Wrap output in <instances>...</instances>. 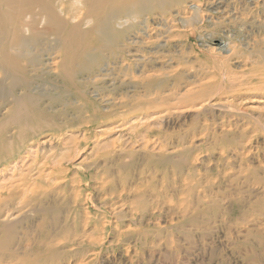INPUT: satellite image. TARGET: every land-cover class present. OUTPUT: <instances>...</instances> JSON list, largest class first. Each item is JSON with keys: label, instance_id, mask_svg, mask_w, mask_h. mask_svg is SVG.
I'll use <instances>...</instances> for the list:
<instances>
[{"label": "rangeland", "instance_id": "obj_1", "mask_svg": "<svg viewBox=\"0 0 264 264\" xmlns=\"http://www.w3.org/2000/svg\"><path fill=\"white\" fill-rule=\"evenodd\" d=\"M184 2L172 1L171 4L187 11L190 10L188 5L196 6V1L192 4ZM202 6L199 7L202 10L209 7ZM207 12L208 16H214L213 20H202L200 29L192 31V35L183 40L181 48L187 52L182 55L184 61L192 56L206 59L209 55L225 60L230 51L225 45L204 47L200 38L204 32L226 29L231 34L228 33V45L234 47L240 60L249 66L263 62L262 53L256 51L257 46L264 44L261 41L263 24L247 28L239 18L242 14L232 24L219 25L215 20L218 15ZM173 19V24L179 26L177 18ZM164 49L172 51V42ZM130 63L121 71L129 75L134 73L136 78L128 77V84L115 88L102 87L103 80L97 77L85 81L77 78V87L83 93L101 86L108 100L104 104L89 99V105L101 114L104 112L105 117L92 128L77 124L85 119L76 115L78 106L68 103L71 97L59 89L51 95L55 98L52 106L58 108L55 117L62 119L56 122L54 137L50 132L39 134L33 142L26 143L25 149L20 142L30 137L16 138L7 134L10 150L19 146L21 157H17V162L12 157L7 168L3 166L0 188H9L18 180L23 184L11 194L0 195V264H90L92 261L91 264H264V86L235 88L227 85L223 88V79L217 73L211 74L207 78L213 80L216 87L205 100V106L199 108L203 100L200 99L188 112L170 113L168 117L164 115L167 109L173 112L168 101L189 86L191 77L182 69L164 81L163 77L157 81L152 76L151 85L147 82L132 102L130 96L133 97L136 91L133 87L141 80L137 75L138 67ZM242 63L227 60L232 72H240ZM166 89L172 94L160 100L161 92ZM151 100H154L153 105L146 106L145 103ZM138 104L146 107L139 109ZM224 118V124L220 123ZM66 121L75 125L67 127ZM57 132L61 133L60 138L56 136ZM201 132L204 133L202 137ZM255 133L262 135L249 137ZM153 138L165 142H155ZM146 139H149L147 143ZM219 149L225 151L223 156ZM108 150L117 153L113 157L116 160L112 158L105 162L112 167L103 171L99 167L104 163L103 159L96 158ZM44 155L48 158L46 166L40 165ZM119 158L123 160L119 162ZM57 161L66 173L55 172L48 176L53 167H58ZM11 163L15 164L16 170L12 169ZM139 164H143V168ZM78 165L93 169L87 184L74 185L68 179L56 183V179L71 174ZM240 168L248 169L247 175L232 179ZM95 174L103 179L94 182ZM102 181L105 183L103 189ZM135 193L141 197L137 202L139 215L132 216L123 209L119 212L118 204L133 200ZM113 210L117 215L112 214ZM87 213L92 218H87ZM107 213L110 214L109 223H113L110 232L101 237V222ZM91 238H97L98 243L95 240L90 244Z\"/></svg>", "mask_w": 264, "mask_h": 264}, {"label": "bare ground", "instance_id": "obj_2", "mask_svg": "<svg viewBox=\"0 0 264 264\" xmlns=\"http://www.w3.org/2000/svg\"><path fill=\"white\" fill-rule=\"evenodd\" d=\"M172 1H178L179 3L182 0H0V171L8 165V161L12 157V160L15 162H17V157L18 159L21 157L18 153L21 149L19 146L14 150H10L11 142L8 140L7 137H9V135L7 134L16 138L30 137L20 142L22 143L20 146L24 148L26 147V143L33 142L35 136L38 135L39 137V134L50 132L52 133V137H54L58 126L56 122H58L59 117H55V111L58 110V108L52 106L55 98L51 95L56 90L62 89L66 96L71 97L68 103L73 102L78 106V108L75 109L77 112L76 115L79 114L85 119L84 122L80 123L79 121L77 123L81 125L82 128H84V126L92 128L94 123L102 121L105 118L103 116L104 112L101 114L100 110L89 105V99L94 98L107 104L108 100L102 92V87L115 88L121 84H128L129 80L126 79L128 77L136 78L134 77V73L129 75L121 71L124 66H129V64H131L130 62L135 63L138 67L137 75L141 80L138 86L133 87L136 91L133 97L130 96L132 102H134V99L136 100L135 96L145 89L147 82L151 85L154 81L152 76H155L157 81L159 78L163 77L162 79L164 81V78L168 79L174 72L182 69V72H185L191 77L189 86H184L185 89L183 91L177 93L176 97L173 96L174 98L168 101V105L172 106L171 108L173 111L169 112L170 110L167 109L164 115L168 117L171 116L172 113L188 112L191 107H194L195 102L200 99H203L199 106V108L202 109L205 106V100L212 95V89L216 87L213 80L207 78L211 74L217 73V75L223 79V88L227 85H232L235 88H242V86L251 88L264 86V44L262 43V47L257 46L256 51L262 53L261 57H263V62L258 61L260 63L257 62L258 64L256 66H249L247 63L240 60V55L234 50V47L228 45L229 42L227 40L230 36L228 35L229 30L226 29L220 32H204L200 38V42L203 46H215L219 43L225 45V48L230 50L225 60L209 55L206 59L192 56L191 58L189 57L187 61H184L182 55L187 52L184 51V48H181L184 41L192 35V31L200 29L202 20H213L214 16H208L206 14L208 13L207 11L211 14L213 13V15H218L215 17V20H218L219 25H225V23L232 24L234 19L244 14L239 18L244 21L243 25L247 28H255L260 24L264 26V0H183L185 2L190 1L191 4L196 1V6H187V8H190L189 11L184 7L171 4ZM166 5L169 7H166ZM201 5L209 7L202 10L199 8ZM254 13L257 15H251ZM174 17L177 18V23L180 24L179 26L173 24ZM242 28L240 27V29ZM203 29L205 28L203 27ZM261 41H264V36ZM171 42L172 51L164 49V47L168 46ZM257 43L256 40V44ZM249 53L248 55H251ZM197 54L199 53L197 52ZM227 60L234 64L244 62L241 64L242 68L240 72H232L227 64ZM259 65H261L260 68L255 69V67ZM182 67H184V69ZM164 68L165 70H163ZM95 77L103 80L104 85L102 87L95 86L89 88L90 90L86 94L77 87V78L85 81ZM40 78L41 80L43 79V82H41ZM204 78L206 79L203 80ZM71 91H73L74 94ZM169 94H172L170 93V89L161 92L162 98L160 100H163V97ZM148 100H150V98ZM157 100H159V98ZM153 101L154 100H151L145 103L146 106L153 105ZM132 102L129 104L131 105ZM119 104L121 105L122 102H119ZM145 104H138L137 107L143 109L146 107ZM103 108L106 107L104 106ZM224 120L225 118L222 119L220 123L224 124ZM59 122L61 123L63 121ZM65 124L67 127H73L75 125L74 123L69 124V121H66ZM85 132L86 130L82 134L83 137H85ZM60 135L61 133H58L56 136L60 138ZM203 135L204 133L201 132L200 136L202 137ZM261 135L255 133L249 137ZM161 138H153L152 140L164 144L165 141ZM148 141L149 139H146L145 143ZM150 142L153 143L152 141ZM183 146L184 145H181V148H184ZM120 152L122 153V151ZM224 152L223 149H219L221 156L224 155ZM115 154L113 151L108 150L98 155L96 159H103L101 161H104V163L99 166L103 171L111 169L112 166L105 162L115 157ZM36 157L37 153L35 158ZM43 157L44 160L40 165L46 166L47 162L45 161L48 160V158L45 155ZM121 158H119V162L123 160ZM136 161H138V159ZM228 161L229 159L226 162ZM134 162L133 164H135ZM56 164L58 167H53L54 169L48 172V176L53 175L55 172L66 173V170L61 167L60 161H57ZM119 165L120 164H118V166ZM139 165L142 167L143 164ZM81 166L82 165H78L77 169L69 175L63 174L64 176H60L58 180H55L56 183H60L61 181L67 182L68 179L74 185L78 184L84 186L87 184V181L89 182V178L91 177L90 171L92 167L90 169L89 167L85 168ZM11 167L16 170L15 164ZM37 168L39 170V166ZM247 171L248 169L246 168H240L235 174L236 177H230V179L244 178L248 173ZM225 172L230 173L231 171ZM97 174L94 176V182L103 179V177L99 179L98 177L100 176ZM118 177H121L120 174H118ZM34 182L37 181L35 180ZM148 183H150V181H148ZM22 184L23 183L18 180L17 184L9 188H0V195H4L7 192L11 194L12 191H15ZM104 186L105 183L102 181L101 188L103 189ZM29 192H32V190H29ZM140 200L141 197L135 193L133 200H123V202L118 204L117 207L119 208H117V210L121 212V209H123L122 211L130 212L132 216H138L140 213V206L137 202ZM9 202H11V200H9ZM21 203L23 204L22 201L20 205ZM114 210L112 214L116 213ZM86 215H88L87 218H92L88 213ZM107 215L108 216L103 218L104 220L101 222L102 226L100 231H103L100 232L101 235L99 236L101 237L107 234V232H110L109 229H111V223H113H109L110 214L107 213ZM115 226L117 227V225ZM96 230L98 229L96 228ZM75 237L78 236L75 235ZM97 238H91L89 243L91 244L95 240L96 243H98L99 240H97Z\"/></svg>", "mask_w": 264, "mask_h": 264}]
</instances>
